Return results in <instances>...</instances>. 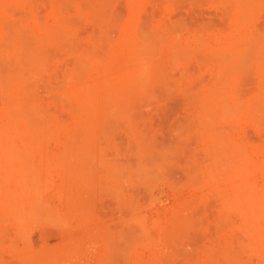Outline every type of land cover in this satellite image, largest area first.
<instances>
[{"label": "rangeland", "instance_id": "obj_1", "mask_svg": "<svg viewBox=\"0 0 264 264\" xmlns=\"http://www.w3.org/2000/svg\"><path fill=\"white\" fill-rule=\"evenodd\" d=\"M0 264H264V0H0Z\"/></svg>", "mask_w": 264, "mask_h": 264}]
</instances>
